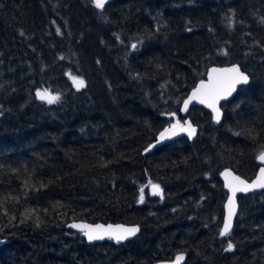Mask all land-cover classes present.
<instances>
[{"label": "trees", "instance_id": "1", "mask_svg": "<svg viewBox=\"0 0 264 264\" xmlns=\"http://www.w3.org/2000/svg\"><path fill=\"white\" fill-rule=\"evenodd\" d=\"M231 64L249 83L221 122L192 107L194 139L145 153L207 69ZM262 152L264 0H0V264H264V190L238 197L220 236L219 173L250 180ZM79 220L139 233L88 244L66 228Z\"/></svg>", "mask_w": 264, "mask_h": 264}, {"label": "snow or ice", "instance_id": "2", "mask_svg": "<svg viewBox=\"0 0 264 264\" xmlns=\"http://www.w3.org/2000/svg\"><path fill=\"white\" fill-rule=\"evenodd\" d=\"M106 0H94V5L98 9H103ZM59 31V29L57 30ZM133 48L136 45H132ZM73 85L77 88V90L85 87V81L82 78L77 76H71ZM249 77L240 70L238 66H232L231 68L217 69L213 68L210 73H208V81H201L200 84L193 90L191 96L187 100L184 101V111H187L188 104L192 100H199L201 104H206L212 111L216 114L215 119L217 122L220 120V112L216 107V103L219 99L226 98L231 95L232 92L236 90V86L241 83H248ZM36 96L42 100L46 101L49 104L57 102L60 97L59 95H52L47 89L43 91H37ZM172 115H175L174 113ZM186 127L181 125L179 121L176 124L171 125L170 128L165 129L160 133V140H164L169 138L172 135H176V129L179 128L182 131H187L188 135L191 137L195 134L196 129L192 127V125L188 122H185ZM160 141L158 140L157 143ZM151 147V146H150ZM147 151V149H146ZM258 159L261 162H264V152H262ZM225 179L227 181L226 186L231 190L232 196L229 197L228 200V215L226 216L223 224V228L220 231L221 236H226L229 234L230 229L232 227V217L235 214V201L234 197L236 192L238 191H248L252 187L264 188V168L260 169V174L256 178V180L252 184L246 183L244 180L240 179L238 176H233L231 172L223 173ZM231 177L229 180L228 178ZM149 184L152 188L153 195L161 194L159 184H153L149 181ZM141 195L140 200L143 202L144 200V188L140 189ZM71 227L77 228L81 230L85 236H87L89 241L104 239L107 236L110 239H114L117 243L129 238L136 234L139 231L138 228H125L121 225H117L113 227L112 225H108L106 228L103 225H88V224H73ZM233 245L229 242L226 251L232 250ZM183 260V255L179 254L176 258V264Z\"/></svg>", "mask_w": 264, "mask_h": 264}, {"label": "water", "instance_id": "3", "mask_svg": "<svg viewBox=\"0 0 264 264\" xmlns=\"http://www.w3.org/2000/svg\"><path fill=\"white\" fill-rule=\"evenodd\" d=\"M111 1H113V0H106V3H105V4H107V3L111 2ZM234 65L239 67V65H237V64H231V65H226V66H210V67L207 69V72H206L205 78L202 79V80L205 81V82L208 81V73H210L211 70H212L213 68L224 69V68H231V67L234 66ZM239 68H240V67H239ZM240 70H241V68H240ZM241 71H242V70H241ZM242 72H243V71H242ZM244 73H245V72H244ZM245 74H246V73H245ZM246 75H247V74H246ZM247 76H248V75H247ZM202 80L196 82V84H195V85L189 90V92L187 93L186 97L182 100L181 105H180V115H181V117L184 119V121H183V123H182L181 125H184V126L186 127L185 122L190 123V124L192 125V127L196 129L195 134L192 135V136L190 137V136L188 135V132H187V131H182V130H180L179 128H177V129H176V135H172V136H170L169 138H166V139H164V140H160V133L163 132L165 129L171 127V125H170V126H165L163 129H161V130L158 132L155 141L150 145L151 147L149 146V147L147 148V151L145 150V153H151V152L154 151V149H155L156 147L161 146V145H164V144L167 143V142L177 140V139H179V138L182 137V136L186 137L188 140H192V139H194V138L196 137V134H197V128L191 123L190 119L187 117L188 112H189V110H190L192 107H200V108L205 109L206 111H208V112L212 115V120H213L215 123H217V124L220 123L221 120H222L221 104H222L223 102L229 101V100L235 95V93H236L238 87H240V86H246V85L249 83V80H248V83H246V84H244V83L238 84V85L236 86V90H235L234 92H232L231 95L227 96L226 98L219 99V100L217 101V103H216V107L219 109V112H220V120H219V122H217L216 119H215L216 114L212 111V109L209 108L206 104H201V103L199 102V100H192V101L188 104L187 111H184V110H183V109H184V101L187 100V99L189 98V96H191L193 90H194V89L200 84V82H201ZM158 140L160 141L159 143H157ZM260 154H261V153H260ZM260 154H259V155H260ZM259 155H258V156H259ZM257 162L259 163L260 166L257 168V170H256L255 175L253 176V178H251L250 180H246L245 178L239 176L238 174H236V173H235L233 170H231L230 168H224V169H222L221 172L219 173V179H220V181H221V183H222L223 189H224L225 192H226V199H225L224 204H223V218H222V224H221L220 231L222 230V228H223V224H224V220H225L226 216L228 215V207H227V205H228L229 197L232 196V192H231V190L226 186L227 181H226L225 176L223 175V173H225V172H231L233 176H238V177H240V179L244 180L246 183H248V184H252V183L256 180V178L258 177V175L260 174V169H261V168H264V162H261V161L258 159V157H257ZM228 179L230 180L231 177H229ZM261 190H264V188L252 187V188H250L248 191H238V192H236L235 197H234V201H235V214H234L233 217H232V227H233L234 220H235V218H236L237 211H238V197H239V196H245V195H248V194H251V193H254V192H258V191H261ZM151 192H152V188H151ZM73 224H88V225H92V226H95V225H103L105 228H106L108 225H112L113 227H115V226H117V225H121V226H123V227H125V228H133V227H135V228H138V229H139L138 225H136V224L101 223V222H98V223H89V222H85V221H81V220H79V221H71V222H69V223L66 224V228H67V229H70V230H73V231H75V232L80 233L81 236L84 238V240H85L88 244L102 243V242L107 241V240H112V241H114V242H116V241H115L114 239H110V238H108L107 236H105L104 239H97V240L89 241L88 238H87V236H85L84 233H83L81 230H79V229H77V228H74V227H71V225H73ZM232 227H231V229H232ZM231 229H230V231H231ZM138 233H139V231H137L135 235L130 236L129 238H127V239H125V240H123V241H121V242H119V243H125V242L131 240V239H132L133 237H135ZM220 236H221V235H220ZM221 237H225V236H221ZM1 244H2V242L0 241V245H1ZM179 254H182V255H183V260H181V261L179 262V264H184L185 259H186V254H185V253H182V252H180V253H176V254H175L170 260H161V261H157V262H155L154 264H176V258H177V256H178Z\"/></svg>", "mask_w": 264, "mask_h": 264}]
</instances>
